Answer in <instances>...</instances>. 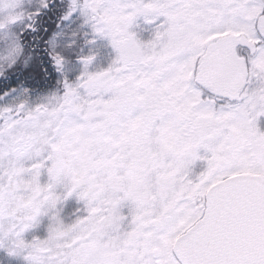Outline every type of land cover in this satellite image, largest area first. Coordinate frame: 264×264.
I'll list each match as a JSON object with an SVG mask.
<instances>
[{"label": "snow or ice", "instance_id": "obj_1", "mask_svg": "<svg viewBox=\"0 0 264 264\" xmlns=\"http://www.w3.org/2000/svg\"><path fill=\"white\" fill-rule=\"evenodd\" d=\"M5 11L0 264H264V0H16ZM141 18L154 26L146 41ZM76 101L105 104L108 152L132 162L122 182L111 160L105 176L84 159L96 130L87 114L77 128ZM69 197L83 215H49L46 236L25 237ZM110 234L119 243L99 250Z\"/></svg>", "mask_w": 264, "mask_h": 264}, {"label": "rangeland", "instance_id": "obj_2", "mask_svg": "<svg viewBox=\"0 0 264 264\" xmlns=\"http://www.w3.org/2000/svg\"><path fill=\"white\" fill-rule=\"evenodd\" d=\"M15 2H16V0H0V16L7 14L5 11V5L6 4L10 5V4L15 3ZM35 3H36V0H22V6L24 9L31 8ZM8 11H11V9L9 8ZM0 35H2V33H0ZM91 47H92V45L85 44V46L83 47V54H88V51ZM103 50H105V53H107V51H108L107 49H102V51ZM95 63L99 64V66H101V67L106 66L107 57L102 56L100 54L97 56ZM54 92H55V90H53V93ZM53 93H46L45 95H52ZM55 104H56V101L53 99L50 107L55 105ZM76 104H77V106L82 105V108H83L82 111L81 110H75L71 114V119L75 122L77 128H80L81 126L85 125L86 121L83 119V117L85 114H87L89 117L94 118L93 124L91 127L94 128L97 132L98 131H110L111 132V131L116 130V129L109 130V122L106 123L107 125H105L102 121L103 119L101 117V114H104L106 111L105 104H98L94 107L90 106L88 104H82L81 101H76ZM100 125H102V126L100 127ZM91 136H92V134L89 135L86 132V134L83 137L86 148L89 147ZM96 141H94V140L92 141V144H93L92 146L98 145V144H95ZM100 156L101 155L98 154V157H100ZM92 157H95V159H96L97 155H92ZM84 159H87V150L84 154ZM33 163H34L33 160H30V159L24 160L25 166H31ZM197 171H199V169H197ZM117 173H113V178H115L116 180L119 177V175L117 177ZM105 174L107 175L108 173H105ZM122 177H124V176L122 175ZM27 178H28V176H27V174H25V179H27ZM120 178H121V173H120ZM46 180H47V174L45 172L41 176V181L43 182ZM57 209H58V211H57ZM54 214L59 215L60 219L65 224H70L75 220L76 216L84 214L83 202L77 201V199L74 197H69L68 199L63 201L62 204L57 205V208L52 209L48 215L43 216L40 220V223L35 228H31V229L27 230L25 233V237L30 240L33 237V235H38L40 237L46 236L47 231H48V227L50 224L49 215H54ZM18 264H24V262L19 261Z\"/></svg>", "mask_w": 264, "mask_h": 264}, {"label": "flooded vegetation", "instance_id": "obj_3", "mask_svg": "<svg viewBox=\"0 0 264 264\" xmlns=\"http://www.w3.org/2000/svg\"><path fill=\"white\" fill-rule=\"evenodd\" d=\"M45 25L47 26H56V22L54 19H48L46 18ZM153 25L146 23L143 18L139 19L136 22V27H135V32L138 35V37L142 40H148L152 36V29ZM81 47L83 48L85 44L83 41H79ZM102 56L106 57L105 50H101L100 53ZM102 121L105 125L108 123V119L105 117L104 114H101ZM264 126V124H262ZM102 125H100L101 127ZM116 131V130H115ZM115 131H96L95 134H92L91 139H90V144L89 147H87V159L91 157V163L94 164L97 168L100 169L102 173H104L105 176H107L105 173H107L103 167V165L108 164L109 160L112 161L113 164L117 165L113 171V173H117L118 181H123V179L127 175L128 168L130 164L132 163L127 159V154L125 152H112L109 153L108 149L112 144V133ZM143 136V141L144 142H151L153 146V151L156 150V145H157V140H158V131L155 128L147 129L145 132L142 134ZM96 141L95 146H92V141ZM137 150L140 151L142 150L140 143L137 145ZM93 153L97 155L96 159L95 157H92ZM98 154L101 156L98 157ZM120 173H121V178H120ZM122 175L124 177H122ZM115 179V178H114ZM116 180V179H115ZM111 195V193H109ZM72 210V209H71ZM135 213V207L132 204H126L123 207V214L127 215L129 219H131L132 215ZM125 224L127 226V221H125ZM119 243L118 239L114 234L107 235L99 242V250L103 249H108L116 246ZM93 250H98V249H93Z\"/></svg>", "mask_w": 264, "mask_h": 264}, {"label": "water", "instance_id": "obj_4", "mask_svg": "<svg viewBox=\"0 0 264 264\" xmlns=\"http://www.w3.org/2000/svg\"><path fill=\"white\" fill-rule=\"evenodd\" d=\"M235 222L238 224H241V225H243V223H244L243 218H239Z\"/></svg>", "mask_w": 264, "mask_h": 264}, {"label": "trees", "instance_id": "obj_5", "mask_svg": "<svg viewBox=\"0 0 264 264\" xmlns=\"http://www.w3.org/2000/svg\"><path fill=\"white\" fill-rule=\"evenodd\" d=\"M45 27H49V26H47V25H45ZM52 27V26H51ZM53 29L55 28V27H52ZM53 85H55V81H53Z\"/></svg>", "mask_w": 264, "mask_h": 264}]
</instances>
